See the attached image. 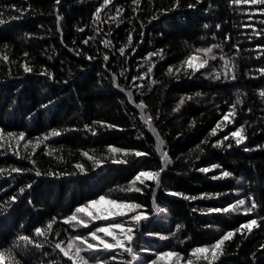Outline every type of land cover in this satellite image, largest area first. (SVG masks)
<instances>
[{
	"label": "trees",
	"instance_id": "1",
	"mask_svg": "<svg viewBox=\"0 0 264 264\" xmlns=\"http://www.w3.org/2000/svg\"><path fill=\"white\" fill-rule=\"evenodd\" d=\"M0 20L5 264H73L54 245L94 231L83 214L88 227L64 221L101 196L146 217L129 220L132 254L103 251L105 264H152L167 252L184 263L264 264V4L0 0ZM193 55L204 69L187 66ZM241 128L238 145L231 134ZM141 172H159L158 182L133 184ZM252 219L259 227L241 228ZM52 221L47 237L35 235ZM228 232L215 259L192 256Z\"/></svg>",
	"mask_w": 264,
	"mask_h": 264
},
{
	"label": "snow or ice",
	"instance_id": "2",
	"mask_svg": "<svg viewBox=\"0 0 264 264\" xmlns=\"http://www.w3.org/2000/svg\"><path fill=\"white\" fill-rule=\"evenodd\" d=\"M59 2V0H57V3ZM105 4L111 3V0H104ZM136 3H139V0H135ZM233 3L235 4H264V0H232ZM97 16H99V11H97ZM4 21L0 20V23H3ZM131 40V38H130ZM85 43H87V41H85ZM213 47H219V45H214ZM124 50L121 49V52H123ZM198 53L202 52L205 54H210L213 51V48H207V49H197L196 50ZM152 55H155V53H153ZM213 59H215V57H212ZM105 59H107V57H105ZM199 58L196 55L190 56L188 58V60L185 61V63L187 64L188 67L192 68L195 67L197 70L200 67H204L207 64V60H204L203 62L199 63V64H195L194 65V61H197ZM225 69L229 68V62H225L224 64ZM26 71H30L31 69L25 67ZM172 69H169V72H171ZM262 71H264V69H262ZM227 74V73H225ZM217 79H219V74H217L216 76ZM235 77L233 76V79ZM260 95L262 97H264V91L260 92ZM190 99V97H189ZM181 103H183V100H181ZM237 103H239V101H237ZM233 109H235L236 105L232 106ZM229 115H234V111L232 113H229ZM225 120L228 119V116L224 117ZM151 121V117L148 118V122L150 123ZM220 125L218 124L217 127H219ZM243 132V128L237 130L236 132H233L231 135L232 137L236 138V143L239 145L240 143L243 142V140L245 139V137L243 135H241V133ZM59 132H53L52 135H59ZM213 134H215V129L213 130ZM14 134L9 133V136H12ZM19 139H23V134L21 133L19 136ZM225 139H228V137H225ZM220 143L222 144L223 141H220ZM0 147H3V145H0ZM230 147V145H229ZM110 151L112 152H119L121 151L120 149H116V148H111ZM85 156H88V153H84ZM137 156H141V155H145L144 153H140L137 152L136 153ZM165 159H167V154H164ZM89 159H93L92 156H88ZM114 163H122L124 161H113ZM99 163V162H97ZM77 167H80L82 169V165H77ZM214 167H218V166H214ZM4 171L3 169H0V172ZM13 171L15 172H19L21 171L20 169H13ZM201 171H209V169H201ZM37 175H39V173H37ZM224 176H228L230 175V173L228 172H224L223 173ZM158 177H159V172L153 173V172H141L139 173V175L136 176L135 180L132 182L133 184H135L136 181H140L141 183H143V179H147V180H156L158 182ZM29 187H31V185H29ZM129 191L135 190V191H139V189H134V188H129ZM24 189L21 188L20 192L23 193ZM187 198V197H186ZM13 200H15V197L12 198ZM194 199V198H193ZM245 203L244 200H240L238 202V205H243ZM104 205H107V207H104ZM238 205H232L231 206V210H235ZM140 205L137 204H131V203H125V202H117L115 200H109L106 199L104 196L99 197L98 200H93L90 201L87 205H84L82 207H78L75 210V213L69 217L67 220H65V223H71V222H76L77 225H83L84 227H88V221L82 219L80 217L79 214H83L85 217H88L90 221H96V220H109L113 217H118V216H125L127 215L130 211H134L138 208H140ZM256 207L255 202L253 201L252 203V207L247 209V212H251L254 208ZM229 208H224V209H214L212 211H224L227 212L229 211ZM146 217H144L143 215H135L132 216L131 219L133 221H136L137 223L142 220L145 219ZM55 223V221L50 222L47 225V228H36L35 229V235L36 236H45L47 237L49 234V231L52 229V224ZM253 227H259V224L257 222V220L252 219L250 220L248 223L244 224L241 226V228L243 229H247L248 231H251L253 229ZM115 229H120L121 233H122V238H117L114 235V230ZM134 229L132 227H127L125 228V226L123 224L120 223H113V224H109L107 226L104 227H98L96 228L94 231L90 232L89 236L91 238L92 241H96L98 243H90L89 242V237H81V236H74L71 237L70 240L67 242V246H64V241H60L58 243H56L54 245V247L56 249H58L65 257H68L70 260H73V264H88V261L80 255L81 252L83 251H96L99 250V247L102 245L103 248L105 250H113V249H123V251L128 252L129 254H132L133 250L131 247H128L127 244H130L132 239H133V233ZM236 231H240V229H237ZM98 233H103L105 236L108 237H112L114 243H109L107 240H105L103 237H101L100 235H98ZM235 233L234 232H228L225 235L222 236L221 239H219L216 243H214L211 248L209 247H199L194 249L192 256L196 257L197 259L202 258L204 260H209V253L211 254V259H215L217 257V253L220 252L222 250V245L224 244L225 241L230 240L233 235ZM19 239L21 241H24L26 243H33V241L27 237V236H21L19 237ZM36 247H42L41 244H36ZM74 250V251H73ZM9 252L11 251V249L8 250ZM75 257V258H74ZM116 257H113V259H115ZM160 259H168L171 260L172 258H177L179 259V254L178 253H174V252H167V253H162L159 257ZM136 257L135 255H133V261H135ZM6 261V257H5V253L4 252H0V264H5ZM128 264H132V262H128ZM152 264H156V261H153ZM187 264H192V260H188Z\"/></svg>",
	"mask_w": 264,
	"mask_h": 264
},
{
	"label": "rangeland",
	"instance_id": "3",
	"mask_svg": "<svg viewBox=\"0 0 264 264\" xmlns=\"http://www.w3.org/2000/svg\"><path fill=\"white\" fill-rule=\"evenodd\" d=\"M201 62L202 61L200 59H198L197 61H194L193 63L195 65V64H199ZM199 69H204V67H200ZM104 207H107V205H104ZM138 214H140V210L139 209H136L134 211H130L125 216L113 217V218H111L109 220H96L95 222H97V223H95V225L93 227V230H95L98 227H104V226H107V225L113 224V223L123 224L125 226V228L131 227L132 222L129 221V220H131V217L132 216H135V215H138ZM140 215H142V213ZM98 235H100L101 237H103L109 243H114L112 237L105 236L103 233H98ZM114 235L117 238H122L121 230L120 229H115L114 230ZM88 237H89V242L90 243H98L96 241H92L91 238H90V236H88ZM113 250H116V249H113ZM117 250H122V249L117 248ZM103 251H106V250L101 245L99 247V250H96V251H83V252L80 253V255L83 256L88 261V264H105V263L101 262L100 260H98L99 255L101 253H103ZM208 255H209V260H213V259H211V254L209 253ZM156 264H187V262H185V263L184 262H181L180 258L179 259L172 258L171 260H168V259H160L159 258L157 260ZM192 264H196V262L192 261Z\"/></svg>",
	"mask_w": 264,
	"mask_h": 264
},
{
	"label": "bare ground",
	"instance_id": "4",
	"mask_svg": "<svg viewBox=\"0 0 264 264\" xmlns=\"http://www.w3.org/2000/svg\"><path fill=\"white\" fill-rule=\"evenodd\" d=\"M214 32V31H213ZM191 37V36H190ZM31 205H32V203H31ZM37 209V208H36ZM57 210V209H56ZM56 215V214H55ZM58 216V215H57ZM95 263V262H94Z\"/></svg>",
	"mask_w": 264,
	"mask_h": 264
}]
</instances>
